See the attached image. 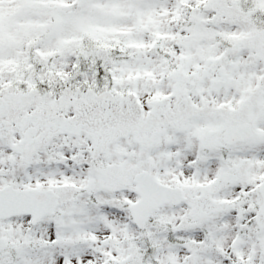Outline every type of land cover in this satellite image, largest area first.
I'll return each mask as SVG.
<instances>
[{
  "label": "snow or ice",
  "instance_id": "obj_1",
  "mask_svg": "<svg viewBox=\"0 0 264 264\" xmlns=\"http://www.w3.org/2000/svg\"><path fill=\"white\" fill-rule=\"evenodd\" d=\"M0 264H264V0H0Z\"/></svg>",
  "mask_w": 264,
  "mask_h": 264
}]
</instances>
